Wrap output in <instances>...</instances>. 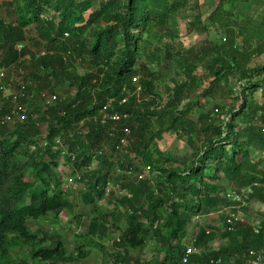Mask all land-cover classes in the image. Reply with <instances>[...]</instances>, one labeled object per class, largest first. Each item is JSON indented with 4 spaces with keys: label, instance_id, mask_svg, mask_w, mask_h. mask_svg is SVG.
<instances>
[{
    "label": "trees",
    "instance_id": "1",
    "mask_svg": "<svg viewBox=\"0 0 264 264\" xmlns=\"http://www.w3.org/2000/svg\"><path fill=\"white\" fill-rule=\"evenodd\" d=\"M13 1L4 0L2 3L17 13V19L14 23L0 24V49L4 52L0 63L7 67L16 64L18 58L28 56L30 63L36 66L32 80L50 83L51 79H56V86L58 80H62L65 90L74 91V96L68 92L65 100L49 107L38 108L30 103L22 122L11 129L0 127V264L80 263L92 253L105 252L101 240L110 232H115L119 240L111 242L116 251L104 257L96 255L97 264H140L138 259L149 235L161 247L162 257L153 264H203L212 258H221L225 264H247L246 257L250 251L264 249L262 221L257 234L249 225L240 224L233 232L223 229L226 246L206 254H185L186 247L181 241L190 218L215 213L228 204L220 197L223 188L216 184L220 174L236 183L237 188L252 184L264 186V172L249 158L247 150L249 146L264 150V134L253 124L255 118L264 123V104L259 106L250 101L241 106L239 113H232L231 120L241 116L243 128L233 126L232 121L224 126L203 114L195 124L192 123L186 116L191 106L186 110L177 108L195 83L193 74L196 68L193 64L184 67L186 81L175 87L164 109L159 113L153 112L160 127L158 138L165 131L180 130L187 134V143L196 156L190 167L178 172L144 158V164L157 174L156 183L147 180L129 183L126 188L131 197L117 199L114 217L101 216L96 211L97 202L104 198L111 165L106 166L104 176H98L97 172L88 173L86 176L94 181L87 184L88 191L81 192L80 200L92 208L91 218L84 235L74 237L75 246L71 253H67L56 233L45 231L39 225L33 229L29 227V223L38 222L44 226L59 225V215L72 213L75 206L68 186L57 172L61 151L51 148L54 138L59 137L67 146L68 153L74 155L72 161L66 158L74 172L89 167L93 156L99 152L96 158L103 163L108 162L120 144L119 129L122 126L129 127L132 136L137 133L138 139L144 141L151 130L148 118L151 113H147L146 104L139 108L136 89L140 85L153 94V83L148 70L138 61L141 39L133 31L138 30L142 35L148 32L149 26L165 23L171 14L185 6L186 0H126L124 5H120L119 0H108L98 9L94 8L92 0H17L15 7ZM42 14L48 20H43ZM211 20L219 21L221 18L215 16ZM29 26L38 35L33 40L36 48L33 53H30L23 35ZM92 26L98 31L83 40ZM65 33L69 38H64ZM70 39L73 41L68 45ZM17 43L26 45L20 53L13 49ZM232 43L229 42L230 51L224 57L218 55L214 60L216 67L212 73L215 82L207 90L208 94L217 89L213 85L219 86L220 78L227 79L233 71L242 75L247 72L250 55L234 52ZM41 52L44 55L36 59L35 55ZM71 62L83 64L90 71L79 76L73 69H68ZM17 67L22 68V65ZM140 75L141 79L133 83L132 79ZM260 85L264 88V79L253 83L252 88ZM27 91L31 92V89L27 88ZM124 97L127 98L126 103L119 106ZM109 99H114L113 107L117 111L129 115L127 121L115 127L116 131L110 130L114 127L111 122L101 124L93 120ZM23 102L19 101L20 104ZM0 105L1 115L10 112L9 100L0 99ZM83 122L87 131L81 140L76 131ZM196 133L202 136L201 146H196L192 140ZM71 134L73 138H69ZM75 136L77 140H74ZM46 142L48 145L44 144ZM226 145L230 148L226 149ZM142 149H147L146 145L135 151L143 158ZM168 162L164 160L165 164ZM132 164L133 161L127 158L119 170ZM119 175L120 179L126 178ZM78 182H84L83 175ZM121 184L125 187L122 181ZM252 198L264 205V189L254 188ZM75 219L77 222L80 220L79 217ZM143 220L146 226L142 224ZM163 231H166V236ZM214 237L211 232L202 230L195 247L205 248Z\"/></svg>",
    "mask_w": 264,
    "mask_h": 264
},
{
    "label": "rangeland",
    "instance_id": "2",
    "mask_svg": "<svg viewBox=\"0 0 264 264\" xmlns=\"http://www.w3.org/2000/svg\"><path fill=\"white\" fill-rule=\"evenodd\" d=\"M16 1H13L14 7ZM105 1L108 0H92L95 9H98L99 5ZM125 1L119 0L120 5H124ZM3 2L4 0H0V24L3 22L4 24L14 23L17 19V13L5 8ZM215 16L220 17L222 22L221 20H211ZM97 29L94 26L89 28L82 39H87L89 34L98 31ZM133 34L138 35V38L140 36L138 61L148 70L153 83V94L146 92L142 87L137 93L138 102L140 103L139 108H143V104H146L147 113H151L148 117L151 123L150 132L145 135L142 142L138 139L137 133L134 136L131 133V143L121 151L113 153L108 162L103 163L99 160L96 162L93 159L89 167H82L77 172H74L72 166L67 163L66 157L61 156L58 161L57 172L72 194L71 199L75 204L72 213H61L59 215L61 220L59 225L46 224L44 226L41 222L28 224L32 229L39 225L43 230L59 235L67 253H71L74 249V237L84 235L88 221L91 218L92 208L86 207L80 200L81 192L88 191L87 184L94 181L92 177L86 176L90 172H97L98 176H104L106 166L110 164V174L115 176L114 182L122 181L124 188H126L132 181L126 178L120 179L121 175L116 174L115 169L117 166L125 164L127 158L133 161L132 165L136 171L147 166L144 164V158H150V160L157 161L165 169L178 172L184 171L195 161L196 156L187 143L186 133L180 130L178 132L165 131L162 133L161 138L157 137L160 127L156 123L157 115L153 114V112H161L175 87L186 81L184 71L186 65L193 64L196 68L193 74L195 83L191 85L187 96L177 109L186 110V107L191 106L186 116L192 123L195 124L200 115L203 114L208 116L209 119H216L217 123L224 126L232 121L233 126L243 128L244 121L241 116H235L231 120L232 113L241 111V106L250 101L259 106L264 104L263 86L260 85L256 89L252 88L253 83L263 82L264 79V0H186L185 6L176 13L171 14L165 23H155L149 26L148 32L142 33V35L139 34L138 30H134ZM23 35L26 37L25 42L29 46L30 53L36 52L33 40L37 39L38 35L35 29L29 26L23 31ZM72 41L70 39L67 44L70 45ZM229 42H233L234 52H243L250 55L246 65L247 72L242 75V73L233 71L227 75V79L220 78L219 86L213 85L217 89L208 94L207 90L215 82V76L212 73V70L216 67L214 60L218 55L224 57L230 51ZM3 55L4 52L0 49V62ZM7 67L9 68L7 84L11 87L9 90L17 87L18 83L22 81L27 84L32 83L29 86L31 91L37 86L39 90L47 89L50 93H58L60 97L67 95L68 92L69 95L71 92L65 90L62 80H58V86H56V79H51L50 83L45 81L36 83V79L32 80L31 75L36 74V66L27 59L23 62L22 68L16 65L13 67L12 64ZM68 69H73L79 76H84L90 71L85 65L72 62L68 64ZM136 77L138 78L137 81L139 78L141 79V75ZM8 85L6 86V94L8 93ZM1 96L0 93V99ZM30 101L38 108L44 106L37 98ZM151 101H153L152 104ZM257 115L261 114L258 113ZM79 126L86 133L85 123L83 122ZM192 140L196 146L202 145V136L199 133H196ZM144 145L147 149H142L141 155L144 152L142 158L138 156L135 149H140ZM64 146L68 151L67 146ZM226 146V149L230 148L228 147L230 145ZM247 150L249 158L256 162L259 169L264 172V150L255 146H249ZM165 159L169 161L167 164L164 163ZM119 171L124 170L120 168ZM82 175L84 182L79 183L78 178ZM145 177V180L156 183V172L149 171L145 174ZM216 184L223 188L220 195L225 191H231L238 187L236 183L230 182L222 174L219 175V181ZM117 199H119L118 194L115 192L102 198L96 204L97 214L101 216L109 215V217L116 216ZM238 212L244 223L249 226H255L257 223L264 221V205L254 198L250 199ZM75 217H79V222ZM223 218V214L212 217L198 214L190 218L186 224L184 239L181 241L182 246L188 247L192 239H197L202 230L211 232L215 237L205 248L196 247V255H199V253L206 254L226 246V240L222 236ZM142 224L146 226L147 223L143 220ZM159 227H161V223H159ZM163 235H167L166 231H163ZM114 237H116V233L110 232L108 237L101 240L106 249L105 252L100 251L98 255L92 253L87 260L76 264H97L98 256L104 257L105 254L110 255L115 252L116 249L111 243ZM160 250L161 247L149 235L138 262L140 264H153L155 260L162 257Z\"/></svg>",
    "mask_w": 264,
    "mask_h": 264
},
{
    "label": "built area",
    "instance_id": "3",
    "mask_svg": "<svg viewBox=\"0 0 264 264\" xmlns=\"http://www.w3.org/2000/svg\"><path fill=\"white\" fill-rule=\"evenodd\" d=\"M41 18L43 20H48V17L44 14L41 15ZM64 38H69V34L65 33ZM26 47L24 43H17L13 46V49L20 53L21 50H23ZM44 55V52H41L38 55H35V58L38 59L40 56ZM25 56L23 58H18L17 63L13 65V67L16 65H23V62L27 59L30 61V57ZM8 72L9 68L3 66L0 63V93L2 95V98L4 100H9L11 103V110L9 113L1 115L0 114V127L1 128H10L16 125L17 123L22 122L25 119L26 112H27V106L30 104L34 98H37L42 102L44 107L52 106L57 101H63L66 99V96L60 97L58 93H50L47 90H37L36 87L33 91L28 92L27 88L31 86L32 83H26V82H20L18 83L17 87H15L12 90H9L11 87L7 84L8 80ZM137 77L132 79L133 83H137ZM26 84V85H25ZM8 85V93L6 94V86ZM140 91V86H137L136 92L138 93ZM70 96H74V91H71ZM138 95V94H136ZM24 101L22 104L19 103V101ZM30 101V102H29ZM127 101V98L124 97L120 100L119 106L125 104ZM114 99H109L106 101V103L99 109L98 115L93 118L94 121H99L101 124H106L111 122L114 124V127L110 128L112 131H116V126H118L119 123L123 121H127L129 119V115L126 112H120L117 111L114 107ZM2 110V105H0V113ZM82 123H80L81 125ZM253 124L260 128L261 132L264 134V123L260 121L259 118H255L253 120ZM119 132L121 133L120 138V144L116 148L117 151H121L122 149L126 148L131 143V130L129 127L122 126L119 129ZM84 132L81 129V126H78L76 131V136L78 138H81L84 136ZM110 136L113 134L109 133ZM225 135V129L224 134ZM73 134L69 135V138L72 137ZM76 136L74 140L76 139ZM62 140L59 137L54 138L51 148L53 150H60L62 157H69L72 161L74 159V155L68 153L66 150V147L64 144H62ZM45 145H48V142L44 143ZM100 154V152L98 153ZM97 154V155H98ZM93 156V159L96 160V156ZM98 160H96L97 162ZM149 171H151V168L149 166H146L142 168L139 171H136L134 166H130L124 169V171H119V166L116 167L115 172L116 174H122L125 176L128 180L132 181V183L137 184L139 182H142L146 179L145 174H147ZM79 179V178H78ZM115 176H112V174H109L106 178L105 186H104V197H108L111 193L115 192L118 194V198H130L131 194L127 188L122 187L121 182H114ZM263 188L264 186L258 185V184H252L248 185L244 188H235L231 191H225L220 195L222 199H224L228 204L224 205L219 211L215 213L209 214L210 217L218 214H223V227L224 230L228 232H233L237 225L245 224L244 220L240 216V213L238 210L242 209L249 201L252 199L253 190L254 188ZM252 228V231L257 234L258 230L260 228V223H257L255 226H250ZM113 241L118 242L119 240L117 237H114ZM195 241L196 238H193L191 243L188 247H186L185 254L188 256L194 255L196 253V247H195ZM244 258V257H243ZM248 264H264V250L255 252L250 251L246 257ZM183 261H186V258L183 259ZM203 264H225L223 263L221 258H212L204 261Z\"/></svg>",
    "mask_w": 264,
    "mask_h": 264
},
{
    "label": "clouds",
    "instance_id": "4",
    "mask_svg": "<svg viewBox=\"0 0 264 264\" xmlns=\"http://www.w3.org/2000/svg\"><path fill=\"white\" fill-rule=\"evenodd\" d=\"M1 98H2V96H1ZM13 128V127H12ZM33 149V148H32ZM67 158V157H66ZM93 160V159H92ZM96 160H98L97 158H96ZM133 166V165H132ZM123 176V175H122ZM79 180V179H78ZM134 184V183H133Z\"/></svg>",
    "mask_w": 264,
    "mask_h": 264
},
{
    "label": "crops",
    "instance_id": "5",
    "mask_svg": "<svg viewBox=\"0 0 264 264\" xmlns=\"http://www.w3.org/2000/svg\"><path fill=\"white\" fill-rule=\"evenodd\" d=\"M2 100H3V98H1ZM226 244H227V242H226Z\"/></svg>",
    "mask_w": 264,
    "mask_h": 264
},
{
    "label": "bare ground",
    "instance_id": "6",
    "mask_svg": "<svg viewBox=\"0 0 264 264\" xmlns=\"http://www.w3.org/2000/svg\"><path fill=\"white\" fill-rule=\"evenodd\" d=\"M51 66V65H50ZM75 75V74H74ZM29 128V127H28Z\"/></svg>",
    "mask_w": 264,
    "mask_h": 264
}]
</instances>
